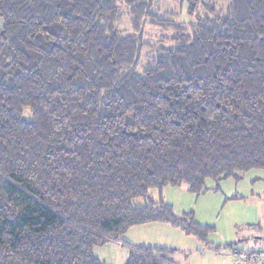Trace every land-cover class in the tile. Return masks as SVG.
<instances>
[{
    "label": "trees",
    "instance_id": "16d2710c",
    "mask_svg": "<svg viewBox=\"0 0 264 264\" xmlns=\"http://www.w3.org/2000/svg\"><path fill=\"white\" fill-rule=\"evenodd\" d=\"M158 1L0 0V264H106L153 223L207 242L164 189L264 170V0H189V25Z\"/></svg>",
    "mask_w": 264,
    "mask_h": 264
},
{
    "label": "rangeland",
    "instance_id": "374dc122",
    "mask_svg": "<svg viewBox=\"0 0 264 264\" xmlns=\"http://www.w3.org/2000/svg\"><path fill=\"white\" fill-rule=\"evenodd\" d=\"M189 7V0H183V2L181 0H159L154 11L161 13L163 17H173L178 23L189 25L196 20V15H191L189 12ZM203 10L199 7L196 14H202ZM149 31L155 33L151 28ZM214 185L209 181L208 187L212 188ZM164 191L163 200L166 204L173 202L174 205L170 203L169 205L173 207L175 214L180 215V210H187L185 213L192 212L197 223L213 228L208 234V241L221 247L215 257L229 256L234 262H238L233 258L232 249L230 251V246L234 242L236 245L242 246L243 249L236 247L242 253L253 251L251 248L256 247V242L259 243L258 246L264 245V170L250 171L240 180L236 178L224 180L218 191L211 190L200 196L189 193L186 187H170ZM153 193L158 192L153 191ZM142 226L134 227L132 231L144 229L139 228ZM128 233L123 235L120 241H110L95 247V255L106 264H126L130 251L127 246L130 244ZM148 234L150 242L156 243L158 232L151 230ZM139 235H141L140 232ZM133 245L138 247L137 244ZM227 248L229 251L226 250ZM205 251V249L202 250V255ZM170 257L178 264H188L190 261H195L196 258L199 261L203 259L196 253L174 254ZM205 260L207 259L205 258Z\"/></svg>",
    "mask_w": 264,
    "mask_h": 264
},
{
    "label": "crops",
    "instance_id": "0c3cea01",
    "mask_svg": "<svg viewBox=\"0 0 264 264\" xmlns=\"http://www.w3.org/2000/svg\"><path fill=\"white\" fill-rule=\"evenodd\" d=\"M1 28H2V21L0 20V30H1ZM167 188H170V187H167ZM177 192H181V191H177ZM164 194H165V191L162 192V198L164 197L163 196ZM178 194H180V193H178ZM153 196L156 199H158V197H159L158 193H153ZM169 203L171 205H174V204H172L173 202H167V204H169ZM185 211H187V210H183V211L180 210L179 211L180 215L184 214ZM176 215L180 216L178 213H176ZM139 228H144V229H138L137 231H132V230H134V228H133V229H130L128 231L129 233L127 236H128L129 241H130V245L134 246L133 244H137L138 247L169 249L168 257L171 259V261L174 264H178V263L174 262L170 256H172L174 254L184 255V253H188V254L196 253L199 256H202V258H203L200 261H199V259L196 258L195 261H192V262L190 261L188 264H239L238 262H234V260L232 258H230L229 256L215 257L217 254L216 252L221 249V247L219 245L213 244L212 242L210 243L208 240H207V242H204L197 237H195L196 239H194L193 238L194 236L187 235L183 230L174 228L169 224L153 223L150 225L149 224L144 225V226L139 227ZM145 228H147V229H145ZM140 230H142V231H140ZM151 230H156L158 232V234H157L158 240L156 243L150 242V239H149L150 235L148 233H150ZM139 232L141 233V235H139ZM261 241L262 240L260 239V242ZM200 242H202V243H200ZM234 244H235V242L233 243L232 246H230V251H231V249H233L235 247H237L238 249H243L241 245H236V244L234 245ZM258 245H259V243L256 242V247L251 248V249H253V251L263 249V246H264L263 244H261L260 246H258ZM203 249L206 250L204 252L205 255L204 254L202 255ZM255 249H257V250H255ZM226 250L229 251V248H227ZM247 252H252V251H247ZM205 258L207 260H205ZM262 264H264V263H262Z\"/></svg>",
    "mask_w": 264,
    "mask_h": 264
},
{
    "label": "built area",
    "instance_id": "2783aa9c",
    "mask_svg": "<svg viewBox=\"0 0 264 264\" xmlns=\"http://www.w3.org/2000/svg\"><path fill=\"white\" fill-rule=\"evenodd\" d=\"M232 254L240 264L264 263V249L242 253L235 247L232 249Z\"/></svg>",
    "mask_w": 264,
    "mask_h": 264
}]
</instances>
